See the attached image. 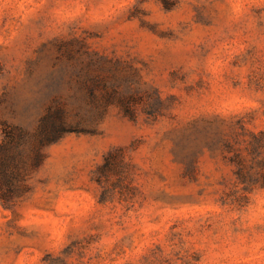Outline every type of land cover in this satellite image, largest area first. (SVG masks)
I'll use <instances>...</instances> for the list:
<instances>
[{
	"label": "rangeland",
	"instance_id": "1",
	"mask_svg": "<svg viewBox=\"0 0 264 264\" xmlns=\"http://www.w3.org/2000/svg\"><path fill=\"white\" fill-rule=\"evenodd\" d=\"M54 95L0 264H264V0H0V142Z\"/></svg>",
	"mask_w": 264,
	"mask_h": 264
},
{
	"label": "trees",
	"instance_id": "2",
	"mask_svg": "<svg viewBox=\"0 0 264 264\" xmlns=\"http://www.w3.org/2000/svg\"><path fill=\"white\" fill-rule=\"evenodd\" d=\"M94 77L85 79L83 86L98 100ZM128 112L135 111L126 107ZM99 110L72 108L67 99L54 95L30 132L20 124L2 119L3 140L0 142V200L8 203L25 190L30 172L45 159V148L70 131L94 130Z\"/></svg>",
	"mask_w": 264,
	"mask_h": 264
}]
</instances>
